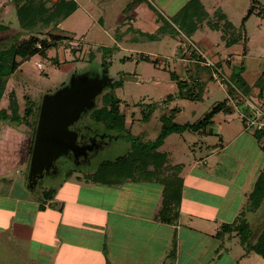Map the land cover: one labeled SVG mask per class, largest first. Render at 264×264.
Here are the masks:
<instances>
[{
    "label": "rangeland",
    "instance_id": "obj_1",
    "mask_svg": "<svg viewBox=\"0 0 264 264\" xmlns=\"http://www.w3.org/2000/svg\"><path fill=\"white\" fill-rule=\"evenodd\" d=\"M253 1L150 0L148 3L152 9L160 7L159 4L164 6L166 17L161 21V28L153 32L152 25L135 22L133 28L126 33H130L132 39L138 38V42L127 41L124 45L119 39L121 32L110 30V27L116 25L111 21L119 18L117 4L128 2L131 5L128 9L130 10L137 6L138 0H65L75 4L76 8L64 21L61 20V28L57 26V30L50 28L51 25L46 28L41 17L44 13L40 15L43 10L38 5L39 0H0V57L3 59L0 65L4 67L0 74V113L10 117L14 112L12 108H17V113L23 117L24 110L30 107V103L32 114L27 120L34 125L37 124L39 109L45 97L54 101L60 99L71 86L80 85L79 88L82 89L89 85L99 87L105 82L108 83L101 92L92 97L90 107L85 111L87 116L79 118L71 127L77 135L76 144H80L82 138L83 144L90 145L92 149L78 158L67 151L47 171L36 175L33 180H29L27 163L16 161L21 158L18 146L29 133V128L26 129L25 124H8L9 120H0V132L4 130L1 138L4 137L7 141L1 140L0 145L2 149L5 146L7 155H12L11 160L9 156H4V165L0 164V195H4L5 191L9 192L14 203V206L7 209L9 203L1 201L3 196H0V224L3 220L7 224L9 221L18 222L19 217L30 222L35 217L38 209L35 201L39 200L42 190L52 186L60 187L65 173L72 170V175L80 178L93 171L100 162L126 153L130 147L128 137L119 134L110 138L102 133L101 127H95L97 132H94V125L90 120V112L94 106H102L103 100L109 104L116 99H119L120 110L125 115V130L129 131V136L137 139L136 142L146 143L155 142L163 124L173 121L181 125H191L203 119L219 103H225L205 130L172 133L164 139L159 152L167 154V158L173 163H180L185 167L192 164L193 158L197 162L211 154L207 158L211 166L217 168L216 162L219 160L222 161V168L218 167L225 169L224 174L238 171L239 174L233 176V183L238 186L234 201L237 208L242 200V191L248 192L256 184L254 177L259 174L257 168H260V161L264 158V150L254 142L256 132L246 127L248 131L243 132L244 127L237 107H242L239 103L256 101L251 96L253 89L264 91V19L258 14L259 8L264 6V0ZM142 2H139L141 9ZM50 4L47 9L51 8ZM185 6L188 8L183 11L184 15L195 12L202 16L196 17L190 24H179L177 15ZM52 7L59 11L58 3L52 4ZM18 8H25L27 11V16L24 15L27 27L22 26L19 20ZM219 8L232 29L209 32L207 24L210 22L202 19L207 14L212 16L214 10ZM252 8L253 13L248 16V11ZM154 12L159 14L157 10ZM139 13L134 14L136 20L142 15L141 11ZM131 17H134L133 14ZM124 21L120 27L127 25ZM24 27L32 29L31 32H23ZM34 34L49 43L54 42L51 39L53 36L61 38V41L56 42V46L50 48L44 57L35 55L25 60L14 58L11 50L30 37H35ZM207 40L217 43L216 50L219 53H214V49L210 52L209 48L205 52L204 43ZM200 54L213 64H218L228 79L225 83L211 76L208 69L200 67ZM12 64H17L15 71H10ZM170 72L177 73L182 81L197 77L199 85L192 87V93L199 96L200 100L179 99L175 83L169 78ZM119 82L121 86L113 87ZM247 86L251 90L247 91ZM170 95L173 99L166 101ZM146 113L147 116L143 117ZM93 132L95 136H91ZM256 135L262 137L261 132ZM218 141L225 143L218 145ZM1 155L2 153L0 161ZM261 174L263 179L259 183L260 192L250 191L246 198L248 204L246 202L247 205L242 206L238 216L241 219L239 223L243 220L248 228L240 230L230 246L244 253L254 252L251 245L264 235V167ZM192 178L190 176L189 180ZM252 192L256 194L251 195ZM14 194L17 195L13 196ZM255 201L260 203V209L258 213L251 215L248 212L251 209L249 205ZM226 215L229 219L231 214ZM15 224L18 226V223ZM25 234L26 237L32 235L30 231ZM19 235L14 233L13 237H25L24 234ZM62 235L66 237V229ZM58 236L61 237V234ZM38 244L36 242L31 245L32 253H37L35 248L39 249ZM255 258L247 262L236 259V264H264L263 260ZM219 264L233 263L223 257Z\"/></svg>",
    "mask_w": 264,
    "mask_h": 264
},
{
    "label": "crops",
    "instance_id": "obj_2",
    "mask_svg": "<svg viewBox=\"0 0 264 264\" xmlns=\"http://www.w3.org/2000/svg\"><path fill=\"white\" fill-rule=\"evenodd\" d=\"M61 1L65 2V0H44L45 7L48 8L49 3L52 6ZM148 2L150 3V0L142 2V9L138 3L128 13H125L128 2L117 4L119 18L111 21L116 25L110 27V30L121 32L119 39L124 45L127 41L138 42V38L132 39L133 36L126 33L133 28L132 25L135 22L152 25L153 32L161 28V21L166 17L164 6L161 7L159 4L160 7L152 9ZM154 10H157L160 15H156ZM140 11L142 15L136 20L135 15L140 14ZM145 11L148 12L144 14ZM132 14L134 17H131ZM123 20H125L123 23L126 22L127 25L120 27ZM57 26L61 28V23L55 27L51 25L50 28L57 30ZM31 30L24 29L23 32H31ZM204 46L205 52L208 48L210 52L213 49L214 53L218 52L217 43L207 40ZM248 89L247 86L246 90ZM253 91L251 96H254L256 101L251 102L257 105L264 100V91L261 89H253ZM251 102L239 103L242 107L237 106L243 127L242 117L250 115L248 104ZM227 112L232 111L227 110ZM2 131L0 141H6L4 137L1 138ZM244 131L248 130L244 127ZM254 140L255 144H259L260 149L264 150V137L255 135ZM222 142L218 141V145ZM3 149L0 145L1 165H4V158L8 154L5 146ZM210 155L197 162L193 158L189 167L180 163L175 164L167 158L166 165L180 166L178 177L182 182L178 218L172 223L163 222V216L159 213L164 187L156 180L101 184L90 179L91 173L83 174L84 176L80 178L72 175L68 180H62L53 199L47 203L51 208L45 205L47 208L44 211L37 209L34 219L30 222L22 217L17 219L18 222L9 221L7 224L4 220L2 221L0 264H14V262L15 264H219L223 257L233 264H236V259L247 262V260L256 259L255 257L264 261L255 252L244 253L234 247L230 248L237 233L222 231L224 224L237 220L242 208L248 204L246 198L250 191H253L255 184L248 192L242 191L240 196L242 200L236 208L234 201L238 186L234 185L233 176H237L239 172L235 170L224 174L225 169H220L222 161L216 162L217 168L209 164L207 158ZM21 162L23 161H19ZM260 162V168H257L259 174L254 177L256 181L264 167V158ZM151 169L150 167L149 170ZM190 176L193 178L189 180ZM15 195L17 194L13 196ZM0 196H3L1 201L9 203L7 209L14 206L9 192H4V195ZM19 203L24 202L19 201ZM39 203V200L35 201V205L38 206ZM259 209L260 206L255 211L248 212L255 215ZM228 213L231 214L229 219L227 215L225 216ZM15 223H18V226ZM65 229L66 237L62 235ZM27 231H30L32 235L26 237ZM14 233L20 234L19 236L24 234L25 237L23 235L22 238L13 237ZM59 233L61 237L58 236ZM36 242L40 245L39 249L35 248L37 253H32L30 247ZM251 254L252 257H250Z\"/></svg>",
    "mask_w": 264,
    "mask_h": 264
},
{
    "label": "trees",
    "instance_id": "obj_3",
    "mask_svg": "<svg viewBox=\"0 0 264 264\" xmlns=\"http://www.w3.org/2000/svg\"><path fill=\"white\" fill-rule=\"evenodd\" d=\"M143 0H138L136 4L141 2ZM255 0L253 1V3ZM133 3V2H132ZM40 4L41 9L43 10L41 14L44 13V15H41L43 19V23L45 24L46 28H48L50 25H53L54 27L61 23V20L66 19L73 11H75L76 5L72 4V2H64L61 1V4H59V7L57 11L56 8L52 7L50 9H47L46 2L44 0H39L38 5ZM134 4V3H133ZM132 4V5H133ZM128 5L125 8V12L128 13L129 9ZM188 6H185L183 9L179 10L178 13V19L177 22L179 24L187 23L190 24L195 21L196 17H201V13H192V14H185L184 10H186ZM25 8H18L17 14L20 16V22L23 24L22 26L27 27V22L24 17V15L27 16V11L24 10ZM131 10V9H130ZM220 8L217 10H214L212 16H208V14L203 17V21H209L210 24H207V28L211 32H223L221 29H232V25L228 20L226 21V18L222 16L220 12ZM46 12V13H45ZM253 8L248 11V16L252 15ZM258 14H261L262 18L264 19V6H261L258 10ZM220 15V16H219ZM260 16V17H261ZM216 21V22H215ZM222 23V26L221 24ZM185 24V25H187ZM30 28V26H29ZM25 29V27L23 28ZM190 31H193V29H190ZM35 36V34L33 35ZM41 36H35L30 37L28 40H25L21 42L18 46L14 47L11 50L12 55L14 58L19 57L21 60H25L29 57H33L35 55H38L40 57L46 56V52L50 49L56 46V42L61 41V38L59 37H52L51 39L54 40L53 43H49L44 39L40 38ZM227 44V43H226ZM2 54L0 53V56ZM0 61H3L0 57ZM198 61L200 62V67L206 68L211 72V76L213 75V70L210 67H207L204 65V60L201 57V54L198 56ZM15 63V62H14ZM2 64V62H1ZM218 69L220 67L218 64H216ZM3 66L0 65V74L4 69ZM17 68V64H12L10 67V71H15ZM221 70V69H220ZM2 78V77H1ZM0 78V79H1ZM169 78L172 82L175 83L176 89H177V95L179 99H188L191 101H198L199 96L194 95L192 87L197 86L198 79L195 77L192 80H186L182 81L180 80V77L175 72L169 73ZM191 83V84H190ZM193 83V84H192ZM231 84V81H229ZM121 86V83L114 84L113 87ZM112 87V86H111ZM193 92V93H192ZM173 97L170 95L166 98V101H171ZM28 103V102H26ZM30 107H27L24 110L23 117H20L17 113V108H12L13 115L10 117H6L3 115V112L0 113L3 115L0 117L2 121L9 120L8 124H25V128L29 131L28 134L25 135V139H23L22 143H25L26 145V154H27V167L26 170L29 168V161L32 151V145L35 135V127L36 124L29 123L27 118L31 116L32 109L30 103H28ZM120 101L119 99L111 101L109 104H106L103 100L102 106L95 107L91 109L90 112V120L92 122V125H94V132H97V128L95 127H101L103 128L102 133L104 132L105 136H108L110 138H114L117 135H124L128 137V140H130V147L127 149L126 153L123 155H120L112 160L100 162L97 164V167L93 169L90 173V179L93 182H98L101 184H114V183H122L124 181H131V182H145L150 180H156L159 183H162L163 185V194H162V202L161 207L159 209L160 215L163 216L162 221L165 223H172L178 218V208L179 203L181 199V188H182V182L180 178L178 177V173L180 171V166H168L166 165L167 162V155L162 154L158 152L159 147L162 146L164 139L172 134V133H182L185 130H192V131H200L205 130L209 124L211 123L212 118L215 114H217L224 106L225 103L221 104L219 103L216 105L210 112H208L203 119H201L199 122H195L191 125L189 124H177L173 121L172 123L163 124L161 127V132L156 138L155 142L153 143H146V142H136L137 139L132 138L129 136V131L125 130V115L120 110L119 107ZM151 109L150 106H147ZM38 111V109H37ZM36 111V112H37ZM38 114V112H37ZM148 113H146L143 117H146ZM84 116H87V114H84L80 117L83 118ZM245 127V126H244ZM91 136H95L94 134ZM258 131H256L255 135ZM260 132V131H259ZM262 133V137L264 136V133ZM122 136V137H124ZM83 143V142H82ZM20 145V144H19ZM21 147V146H18ZM13 152V151H12ZM20 152V151H19ZM14 154V152H13ZM70 155V154H69ZM12 157V155H6V157ZM58 158L57 160H59ZM17 162H19L18 158L16 159ZM22 161V160H21ZM150 167L152 168L151 170ZM72 170L65 173L63 176V181L68 180L70 176L72 175ZM75 172V171H74ZM122 177V178H121ZM153 177V178H152ZM122 179V180H121ZM263 179V174H261L256 181V184L254 186L253 192L259 191L261 185L259 184L260 181ZM27 180V179H26ZM58 186L54 188V186L50 188H46L42 190L40 198H39V205L38 210L44 211L47 207L51 208L50 205H48V201H51L57 191ZM6 192V191H5ZM251 193V195H255L256 193ZM250 195V196H251ZM251 198V197H250ZM258 201L252 202L249 207L252 212L255 211L260 205ZM47 205V207L45 206ZM248 210V211H249ZM238 219L230 224H224L222 226L223 233H230V232H236L237 234L240 233V230L247 229L246 222L243 223L242 221L239 223ZM239 223V224H238ZM250 245V244H249ZM248 245V246H249ZM252 250L260 256L262 259H264V235L259 238L258 242L251 245ZM251 250V249H250Z\"/></svg>",
    "mask_w": 264,
    "mask_h": 264
},
{
    "label": "water",
    "instance_id": "obj_4",
    "mask_svg": "<svg viewBox=\"0 0 264 264\" xmlns=\"http://www.w3.org/2000/svg\"><path fill=\"white\" fill-rule=\"evenodd\" d=\"M104 85L108 83L82 89L80 85L71 86L60 99H42L29 161V180L47 171L67 151L78 158L92 149L90 145L76 144L77 135L71 127L90 107L92 97L101 92Z\"/></svg>",
    "mask_w": 264,
    "mask_h": 264
},
{
    "label": "built area",
    "instance_id": "obj_5",
    "mask_svg": "<svg viewBox=\"0 0 264 264\" xmlns=\"http://www.w3.org/2000/svg\"><path fill=\"white\" fill-rule=\"evenodd\" d=\"M201 57L204 60V65L212 68L213 77L219 78L224 83L228 80L215 64L205 58L203 54H201ZM249 111L250 115L243 117L244 126L248 129H253L255 132L260 131L264 133V100L257 105L249 103Z\"/></svg>",
    "mask_w": 264,
    "mask_h": 264
},
{
    "label": "flooded vegetation",
    "instance_id": "obj_6",
    "mask_svg": "<svg viewBox=\"0 0 264 264\" xmlns=\"http://www.w3.org/2000/svg\"><path fill=\"white\" fill-rule=\"evenodd\" d=\"M1 127V126H0ZM82 138L80 139V144L78 143V145L79 146H85L83 143H82ZM20 154H21V158L19 159V161H23V162H25V163H27V160H28V158H27V154H26V145L24 144L23 145V147L21 148V150H20ZM11 160V159H10Z\"/></svg>",
    "mask_w": 264,
    "mask_h": 264
}]
</instances>
